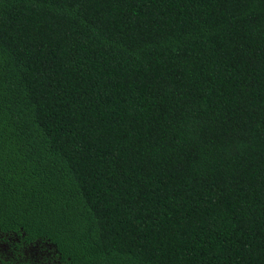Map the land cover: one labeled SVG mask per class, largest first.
Segmentation results:
<instances>
[{"label": "trees", "instance_id": "16d2710c", "mask_svg": "<svg viewBox=\"0 0 264 264\" xmlns=\"http://www.w3.org/2000/svg\"><path fill=\"white\" fill-rule=\"evenodd\" d=\"M0 264H264V0H0Z\"/></svg>", "mask_w": 264, "mask_h": 264}]
</instances>
